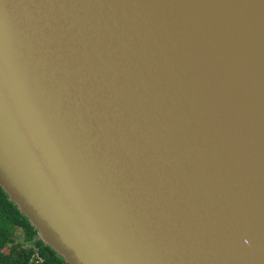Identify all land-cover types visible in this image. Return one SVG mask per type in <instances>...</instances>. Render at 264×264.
<instances>
[{"label": "water", "instance_id": "water-1", "mask_svg": "<svg viewBox=\"0 0 264 264\" xmlns=\"http://www.w3.org/2000/svg\"><path fill=\"white\" fill-rule=\"evenodd\" d=\"M0 187L67 264H264V0H0Z\"/></svg>", "mask_w": 264, "mask_h": 264}, {"label": "trees", "instance_id": "trees-1", "mask_svg": "<svg viewBox=\"0 0 264 264\" xmlns=\"http://www.w3.org/2000/svg\"><path fill=\"white\" fill-rule=\"evenodd\" d=\"M0 264H67L43 243L1 187Z\"/></svg>", "mask_w": 264, "mask_h": 264}]
</instances>
